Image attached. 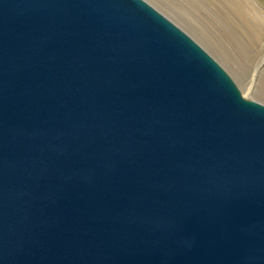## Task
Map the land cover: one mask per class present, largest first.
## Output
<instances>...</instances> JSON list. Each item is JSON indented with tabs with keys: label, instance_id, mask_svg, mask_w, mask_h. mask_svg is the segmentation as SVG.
Here are the masks:
<instances>
[{
	"label": "water",
	"instance_id": "95a60500",
	"mask_svg": "<svg viewBox=\"0 0 264 264\" xmlns=\"http://www.w3.org/2000/svg\"><path fill=\"white\" fill-rule=\"evenodd\" d=\"M0 264H264V102L149 0H0Z\"/></svg>",
	"mask_w": 264,
	"mask_h": 264
},
{
	"label": "rangeland",
	"instance_id": "374dc122",
	"mask_svg": "<svg viewBox=\"0 0 264 264\" xmlns=\"http://www.w3.org/2000/svg\"><path fill=\"white\" fill-rule=\"evenodd\" d=\"M149 1L175 20L211 52L230 72L245 94L264 102V0ZM237 3L244 4L251 11L254 20L262 30V35L256 42L250 30L247 31L243 26L242 16L233 8L234 12L231 11V6ZM225 17L228 18L225 19ZM248 45H250V51L259 52V56H254L253 53L251 58L248 56L247 58L248 52L245 53L242 50L243 47L249 50ZM249 84H253L255 88L251 89Z\"/></svg>",
	"mask_w": 264,
	"mask_h": 264
},
{
	"label": "bare ground",
	"instance_id": "6f19581e",
	"mask_svg": "<svg viewBox=\"0 0 264 264\" xmlns=\"http://www.w3.org/2000/svg\"><path fill=\"white\" fill-rule=\"evenodd\" d=\"M228 6V5H227ZM232 8H233V10L235 9L241 16H242V24H243V26H245V28L247 29V31H249V32H251L252 33V36H253V38H254V40H255V42H256V40H258L260 37H261V33H262V30L260 29V26H258V24L256 23V21L254 20V16L251 14V11L244 5V4H240V3H237V4H235V5H232L231 6V11H232ZM234 10V11H235ZM234 11H232V12H234ZM227 12H230V11H227ZM226 12V13H227ZM232 14V13H231ZM228 15V14H227ZM226 16V15H225ZM228 18V17H227ZM226 17H225V19H227ZM224 19V20H225ZM239 22H241V19L239 18ZM226 21V20H225ZM230 23V22H229ZM225 24V23H224ZM241 24V23H240ZM242 24H241V26H242ZM223 25V24H222ZM232 25V24H231ZM226 26V25H225ZM242 26V27H243ZM225 28H227V27H225ZM244 29V28H243ZM249 29V30H248ZM235 32V31H234ZM207 35V34H206ZM259 42H260V40H259ZM239 43H241V42H239ZM251 45V44H250ZM250 45H248L249 47V50L246 48V47H243V52L245 51V53H247L246 54V57L248 56V57H252V54L254 53V56H257L258 55V53L259 52H257V53H255V52H252V51H250ZM216 47V46H215ZM222 49V48H221ZM219 50V49H218ZM241 50V49H240ZM221 53H222V51H221ZM220 53V54H221ZM251 53V54H250ZM224 56V55H223ZM259 56V55H258ZM227 57V56H226ZM247 57V58H248ZM230 58V57H229ZM263 58V57H262ZM249 60V59H248ZM239 69V68H238ZM241 69V68H240ZM249 86H250V88L252 89V88H255L254 87V85L253 84H249ZM254 90V89H253ZM257 91V90H256ZM260 92V91H259Z\"/></svg>",
	"mask_w": 264,
	"mask_h": 264
}]
</instances>
